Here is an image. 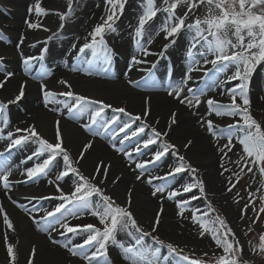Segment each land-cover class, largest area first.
Listing matches in <instances>:
<instances>
[{"label":"snow or ice","instance_id":"obj_1","mask_svg":"<svg viewBox=\"0 0 264 264\" xmlns=\"http://www.w3.org/2000/svg\"><path fill=\"white\" fill-rule=\"evenodd\" d=\"M104 2L105 14L100 17L101 22L97 23L88 33L83 44L73 43L71 45L76 53V58L88 66L85 69L73 68V71L83 70L87 75H92L91 69L98 66L99 71L107 72L118 55L116 50L109 46L105 37L108 33L117 31V21L123 15L128 0H104ZM72 4L73 0H69L65 12L52 11L62 22H67L74 12ZM139 6L141 13L137 17L133 38L136 50L141 55L130 57L128 72L130 73L133 68L139 65L150 64L151 66L144 71L148 73V80H151L153 84L156 83L152 79L156 63L150 62L146 58L152 55L163 56L169 46L176 43L181 33L190 34L191 41L187 55L193 57V49H197L199 46V49H202L199 51V56L202 58L203 65L211 64L217 72L221 73L231 70V74L226 77L227 81H238V83L228 89L230 101L227 104L212 97L202 100L201 97H205L203 89L199 90V95H196L191 88H188L187 91L193 94L192 98H189L188 95L184 94L185 84L187 80L191 79V76L187 74L175 85L169 84L170 90L167 94L188 109H198L200 104L204 103L207 106L208 116L231 118V122L226 125V135H224L225 128H220L212 119L201 117L197 121L214 139L220 136L226 140L223 144L214 145L220 157V175L229 173V176L226 177V183L229 185L226 191L231 193L236 188L240 173H254V169L259 177V188L256 191L264 190V125L253 116L249 96V85L254 74L258 68L264 67V0H161L160 6L157 5V0H140ZM201 8L205 9L202 16L198 15ZM28 12L30 15L33 12L37 16L48 15V11L41 7L39 0L34 7L29 6ZM161 12L165 14L164 22L158 29L152 30L150 21H153ZM25 22L29 29L43 28L44 31H49L41 23L33 22L31 19H27ZM64 27L65 24L61 23L60 28L63 29ZM161 33H163V39L168 43L163 45L159 53H154L148 46L152 45ZM2 39H4V35L0 32V40ZM22 41L23 37L21 38ZM47 51V48H43L40 56L25 57L23 64L28 68L33 61H43V53ZM88 51L91 52L94 59L87 58ZM209 56L212 58L209 59ZM3 60L4 57L0 56V62ZM194 63L199 64L200 62L195 61ZM193 70L194 68L190 66L187 72L190 73ZM195 70H200V68ZM13 75L14 73L7 72L0 79V89L5 88ZM58 83L68 90L54 92L48 88L46 83H40L44 107L48 108L49 105L61 103L57 97H65L66 100L62 102L63 107L72 118L88 114L89 123L83 124L82 127L92 136L110 134L112 141H116L117 137L123 133V137L118 140L121 146L118 147L117 143L113 142L111 148L129 161L130 169L136 172V181L144 182L150 186V196L156 198L158 207L151 221V232L144 231L132 210L133 190H128L123 204L119 203L114 196L107 194L106 187L111 177L112 165L102 159L98 160L90 175H85L81 171L80 164L86 158L89 150L93 149L94 142L89 140L84 143L78 156L73 158L70 150L65 146L60 120L55 121V142L49 141L41 135L35 124L25 128L17 127L14 131L8 130L4 136V130L8 128L10 123L7 109L10 105L19 104L25 99L27 88L25 81L19 85L17 92L11 99L6 102L0 101V122L3 124V128H0V138L7 139L5 151L9 153L12 149L30 142L37 145L35 150L21 162L34 161L32 166L25 167L21 173L22 176L26 177L25 182L36 180L41 176H49L56 167L58 160L62 162L55 178L48 180V183L55 187L58 195L55 197H32V199H57L60 201L53 210L47 211L46 215L40 217L39 220L34 216L32 217L33 223L38 225L39 231L45 233L50 230L55 231L56 229L53 227L55 224L63 230L60 232L61 235L80 236L83 234L82 242L71 247L64 244L63 247L71 256L81 257L87 261V264H112L108 258L110 244L123 249V259L129 264H257L254 257L264 260V231L258 234V243L253 244L248 241L245 245L229 225L226 217L221 215L209 217L208 212H203L200 215L193 212L190 218L198 226L197 235L201 239L206 235L209 236L215 246L210 259L196 257L194 253L193 255H186L182 248L172 243L165 245L163 240L153 235L161 226L165 213V201L174 202L178 210L176 215L185 219V208L190 200L184 198V194H189L191 200L202 197L206 199L208 195L207 182L201 168L196 166L185 154H181L180 146L171 142L169 138L175 130V126L179 124L177 111L170 112L164 130H160L157 127L160 124L159 119L152 123L148 122V117L152 114L150 97L144 100L142 112L135 114L127 110L126 107H115L102 99H93L79 94L72 90V85L67 80L61 79ZM127 83L133 87L138 86V82L132 79H128ZM51 110L58 111L56 108ZM106 110L122 114L129 119L118 128H113L120 118L114 116L110 120L103 119ZM137 122H139L138 126L133 128ZM146 129L150 130V135H146V138L135 144L132 151H127L124 147L125 142L145 133ZM194 143L192 139H186L183 148L191 150ZM237 144L240 146L239 156L237 160L232 161L229 153H232ZM153 145L157 148L151 153V159L137 161L134 158V153L137 156L146 155L144 150L150 149ZM169 156L174 157L175 162L168 165V170L164 175H151V171L161 167ZM226 159L237 165L240 168V173H233L227 168L225 166ZM132 165L134 167H131ZM149 165L152 167L150 168ZM185 174L188 176V181L178 182V186H173L171 182L154 183V181H168L169 178L175 180L177 176ZM11 176L12 168L9 165L8 157L5 156L4 152H0V189L4 190L5 195L13 204L27 212L23 204H18L8 195L14 183L10 179ZM66 180H72L74 185L68 192H65L59 183ZM120 182H122V175L111 177L113 185H118ZM197 192L200 194L199 196L196 195ZM254 196L255 192L249 193V197ZM260 200L261 207L258 211L255 209L254 201L245 203L240 210L241 220L245 219L249 207H252L255 212V217L247 225L245 235L255 231L253 225L259 223L260 215L264 214V195L260 197ZM233 201L238 203L235 197H233ZM208 207L211 212L216 211L211 202H209ZM28 215L31 216V213ZM85 215L95 218L96 223L73 224L69 220V217L79 220ZM0 217H2V223L9 231L14 232L16 230L2 203H0ZM206 217L208 218L205 219ZM120 233L132 237L133 242L126 246L118 240ZM136 233L139 235L137 236ZM146 237H151L155 244L160 247L149 245L145 240ZM4 240L8 264H17L18 252L15 244L9 241L7 233L4 235ZM49 240L54 245L59 244V241L50 235ZM164 247L173 257L172 259L169 256H161V248ZM37 255L38 249L34 245L29 252L27 264H36ZM203 256L209 257V253L204 252Z\"/></svg>","mask_w":264,"mask_h":264},{"label":"bare ground","instance_id":"obj_2","mask_svg":"<svg viewBox=\"0 0 264 264\" xmlns=\"http://www.w3.org/2000/svg\"><path fill=\"white\" fill-rule=\"evenodd\" d=\"M36 3L37 0H13L12 5L15 6V8L11 7L12 11L10 12L15 25H7L8 21H6V26H12V38L8 41L9 46L1 44L0 54L3 55L4 61L7 63L5 67L14 73V75L11 77L10 82L6 84L5 88L0 89V97L4 99L12 96L14 88L16 87L15 85H20L25 81L27 82V88L25 99L19 103L18 106L19 110L23 113L18 112L17 114L15 113L8 116L10 123L8 128L4 130L3 135L6 136L8 130L14 131L17 127L25 128L34 120L47 122L53 126H55L56 120H60L61 130H63L64 133L67 132L65 133L66 136L64 137V141L68 147L75 150V157L78 156L81 146L84 143L89 140L94 142L93 149L89 150L86 154V158L81 161L80 165L91 174L96 167L98 160L102 159L106 163H110L112 165L111 177L122 175V182L118 185H113L111 183V177L108 182L115 189L120 191H128L129 189H132L133 194L136 195L135 198H133L136 214L141 219L148 220L149 215H155V211L158 207L156 198L150 196V186L144 182L136 181V172H133L130 169L129 161L122 154L115 152L111 148V143L113 142H116L118 147L121 146L119 145L118 140L121 139L124 134L121 133L116 141H112L110 134L94 137L82 127L83 124L89 122L80 120L78 123H74L61 113L60 108L53 105H49L48 108H45L43 101H41L43 98L40 91V83H46L48 88L52 91L61 92L66 88L63 85H60L58 81L64 79L67 80L72 87L91 90L98 94L101 93V96L96 99H102L107 103L126 107L127 110L135 114L142 112L144 100L150 97L152 114L148 117V122L152 123L156 119H159L160 124L157 125V127L164 130L170 112H178L179 124L178 126H175V130L170 135L174 138L180 139L183 143L186 139H192L195 142L191 150L187 151L191 156L202 163L201 167L209 173L208 178L211 191L219 196V194H217L219 183L211 173L217 164V151L214 145L219 142L216 138L214 139L205 128L201 127L197 121L200 116L199 118L203 117L204 119L214 120L215 124L218 126H225L227 121H231V119L229 120L228 117H216L214 115L208 116L207 106L204 103L200 104L205 106V108L201 109L202 112L199 111L200 109L198 111H192L188 108L186 109L183 105L179 104L178 101L174 100L173 97L167 94L169 91L167 90L169 89V84L175 85L185 78L186 74L190 75L191 79L187 80L185 87L190 88V86L194 87L200 82V80H202L205 71L209 68H213L211 64L203 65L202 58L199 56V51L202 49H199V46L197 49H193V57L187 55L191 36H188V33L179 36V40L177 41L179 46L178 51H176L174 53L176 55L173 56L175 61H173V65L169 69H166L159 64V55H152L146 58L148 61L156 63V68L153 69L152 77L156 83L153 84L151 80H148V73L144 71V69L151 66L150 64L139 65L133 68L130 73L128 72L130 57L132 55H141V53L136 50L135 40L133 38L134 27L136 26L138 15L135 11L130 9L123 17V21L126 23L123 31L118 37L111 40L109 43V46L114 48L118 53L113 64L107 72L99 71V67L94 66L93 69H91L93 74L87 75L83 70H72L75 68H72V61L76 60V53L71 48V45L73 43H77L78 45L83 44L88 33L92 31L97 23L101 22L100 17L103 16V11L105 10L104 0H90L84 4L83 8L79 7L80 9H78L75 14H72L70 20L65 22L61 37L57 40H49L33 46L29 45V43L33 44L35 43L34 41L40 42L39 38H35V36H37V29H29L25 21L31 19L33 22L41 23L45 17H47L46 20H54L53 16H37L35 12L30 15L28 12L29 6L34 7ZM39 3L41 4V7L47 8L49 6L58 5V0H39ZM2 19L3 17L0 16V22L3 24ZM155 21L159 24L156 27V29H158L164 22V19L159 17L156 18ZM22 37L23 41L21 42ZM165 43H168V41L163 39V33H161V35L155 39L154 43L148 47L152 52L159 53ZM31 46L35 47L38 51L34 54L30 53L31 48L29 47ZM41 48L48 49L46 52L48 57L47 60L45 62L39 60L33 61L31 66L26 68L23 64V59L32 55L40 56L38 54L40 53ZM208 58L211 59L212 57L209 56ZM88 59H91L90 56ZM195 61H199L200 63L196 64L194 63ZM35 62L37 65L33 66V63ZM190 66H192L194 70L188 73L187 70ZM85 68L87 67L82 68L80 66L79 69ZM196 68H200V70H195ZM97 72H99V74H96ZM210 73L211 72H208L207 75H210ZM25 74H28V76H25ZM230 74L231 72L228 70L223 73L215 70L210 77L211 80H209V84L206 82V86L211 90L205 93V97H203L202 100L207 97H212L221 103H225L229 97L228 89H230L228 86L230 83L227 81L226 77ZM3 77L4 76L0 74V79ZM139 78H141V81L138 80ZM128 79L138 82V86L133 87L128 84ZM146 80H148L147 83ZM260 99L264 103V93L261 94ZM52 108H56L58 111H52ZM0 128H3L2 122H0ZM113 128H116L115 125ZM134 141L135 139L125 142L124 147L127 151H132L135 146L132 144ZM7 143L8 141L6 138H0V152H4L5 156L8 157L9 165L12 168V176L10 179L14 182L8 195L16 200L18 204H23L24 208L27 209V212L13 204L5 195L4 190L0 189V203L4 205L16 229L14 232L9 231L2 223V217H0V256H5L7 254L4 240V235L7 233L9 241L15 244L16 247L26 246L28 248L26 256H29L32 246L35 245L38 249L37 256H44L46 259L53 262L87 264L86 260H83L81 257L71 256L67 249L58 247L48 240L49 235L56 238L55 233L59 229L58 225H53L56 229L55 231L50 230L48 233H45L39 231L38 225L33 223V216L39 220L40 217L46 215L47 211H51L57 206L58 200L48 199L39 201L40 199H32V197H50L53 195L48 194L49 192L47 194L44 193L47 192L48 184L46 183L28 185L25 182L26 177L22 176L21 173L25 167H29L28 162L21 163L25 158L19 154H17L18 159H12V154L14 155L12 150L10 153L5 151ZM150 150L151 147L144 151L150 152ZM134 158L137 161L149 160L151 159V154L148 153V155L141 158L134 153ZM169 164L172 163L166 158L162 167L166 168L167 166L168 168ZM60 167L61 162L58 161L52 174H50L53 179ZM131 167H134V165ZM157 173V170L151 171V175L157 176ZM169 180L170 179H168V181ZM69 182L70 180L61 182V186L64 190L68 188ZM37 190L40 191V193H35ZM186 198L191 200L190 195ZM164 207L165 213L162 221L164 226L168 228L166 229L167 233L177 236L183 235L185 237L187 233L186 231L174 230L180 229L175 226L176 224L172 221L176 212L175 203L172 201H165ZM28 213H31V216L28 215ZM73 223L77 224L80 222L76 220ZM41 224H43V221H41ZM123 234L125 237L127 236L125 233H122V238ZM82 239L81 235L77 236L71 234L68 236L67 244L71 247L82 242ZM108 258L112 264H129L128 261L123 259V256L119 257V254L117 255L116 251L112 249L108 251Z\"/></svg>","mask_w":264,"mask_h":264},{"label":"rangeland","instance_id":"obj_3","mask_svg":"<svg viewBox=\"0 0 264 264\" xmlns=\"http://www.w3.org/2000/svg\"><path fill=\"white\" fill-rule=\"evenodd\" d=\"M89 1L90 0H73V4H72V7L74 9L73 14H75L77 12V10L80 9L79 7L83 8L84 4H86ZM160 2H161V0H157L158 6H160ZM68 3H69V0H58V5L49 6V7L45 8V10L48 11V15H46V16H50V17L53 16L54 20L49 21V20H46L47 17H45L43 19V22H41V24L44 26V28H48L49 31H44L43 28L37 29V36H35V38H39L40 42L34 41L35 43H33V44L29 43V45L36 46L39 43H44L45 41H49V40L55 41L61 37V33H62L64 28L61 29L60 24L61 23L65 24V22H62L59 19V17L54 14V12L52 10H56L59 12H65L67 10ZM12 4H13V0H0V16L3 17V19H2L3 24L0 22V32H2L4 35V39L0 40V46H1V44L5 45V46H9L8 41H10V39L12 38V26H6V21H8L7 25L14 24V20L12 18L11 12H10V11H12L11 7L15 8V6H13ZM139 5H140V0H128L127 4L125 6V10H124L123 15L117 21V25H116L117 31L115 33H108L105 37L108 44L111 42V40L118 37V35L123 31V29L126 25V23L123 21V17L125 16V14L127 13L128 10L131 9V10L135 11L137 15H139L141 13V8ZM204 13H205V9L201 8L198 15L202 16V15H204ZM104 14H105V10L103 11V15ZM178 14H179V11H178ZM159 17L165 19V14L163 12L158 13L156 18H159ZM156 18H154V20L150 22V24L152 25V30H155L156 27L159 25L155 21ZM4 23H5V26H4ZM184 34H187V33H181V35H184ZM189 35L190 34H188V36ZM49 37H52V38L48 39ZM178 40H179V37H178L177 41ZM177 41L175 44L170 45L167 52L163 56H160V58H159V64L162 67H165L166 69L171 68V66L173 65V61H175L173 56L176 55L174 53L176 51H178V47H179L177 44ZM33 46L29 47V48H31L30 53H32V54H34L36 51H38ZM42 49L43 48H41V51L38 55L42 54ZM43 55H44L43 61L45 62L48 57H47L46 53H43ZM0 56H3V55L0 54ZM89 56L91 59L93 58L91 56L90 51L87 52V57L89 58ZM72 62H73L72 68L75 67V68L79 69L80 66L82 68L88 67L86 64H82L81 61L77 58H76V60H73ZM6 64L7 63L4 60L2 62H0V74H2L3 76H5L7 72H11L5 67ZM36 65H37L36 62L33 63V66H36ZM214 71H215L214 68H209L207 71H205L203 73L204 77L202 78V80H200L199 83H197L194 87L190 86V88L196 93V95H199V90H201V89H203L205 91V93H207L211 90L208 86H206V82L209 84V80H211L210 77L213 75ZM228 71L231 72V70H228ZM208 72H211L210 75H207ZM25 76H28V74H25ZM108 78H110V77H108ZM114 80H116V79H114ZM138 80L141 81V78H139ZM229 83L230 84L228 86L231 88L235 84H237L238 81H231ZM15 86L16 87L14 88V92L12 93V96H10L8 98H4V99L0 97V101L6 102L7 100L11 99L19 88V85H15ZM187 89H188V87H185V93L184 94L188 95L189 98H192L193 94L189 93L187 91ZM67 90L68 89H63V91H67ZM72 90H74L75 92H77L79 94L91 97L93 99L99 98L101 96L100 95L101 93L98 94L97 92H93L91 90H86V89H81V88H76V87H72ZM167 90H170V89H167ZM263 93H264V67H260V68H258L257 72L254 74V76L251 80V83L249 85V96L251 99L252 114L257 119V121L260 122L262 125H264V103L260 99V96ZM202 98L203 97H201V99ZM57 100L61 101V103H56V104H52V105L57 107V108H60L61 113L63 115H65L71 122L78 123L80 120H85V122H89V118H88L87 113L81 117H78V118H72L69 115L67 110L63 107V103H62L64 100H66L65 97H57ZM41 101H43V99ZM229 101H230V95L224 104H227ZM18 106H19V104L10 105L7 109V115L10 116V115H13L15 113L17 114L18 112L23 113L19 110ZM113 106L122 107V106H118V105H113ZM184 108H186V107L184 106ZM202 108H205V106L200 105L198 109L193 108L191 110L192 111L193 110L198 111L200 109L199 111L202 112L201 111ZM114 116H119V118H120L117 125H115L116 128H118L123 122H126L129 119L128 117L123 116L122 114L113 113L111 110L105 111V113L103 114V119L110 120ZM199 117H198V120L200 119ZM228 119L230 120L231 118H228ZM229 122H231V121H227V124ZM31 124L36 125L37 130L41 133V135H43L49 141L55 142V126L51 125L50 123L41 122L38 120H34L33 122L30 123V125ZM138 124H139V122L134 124L133 128L138 126ZM226 125L225 126L224 125L219 126L220 128H225L224 135L227 134ZM160 130H163V129H160ZM65 133H67V132H65ZM65 133L62 130L63 138L66 136ZM146 135H150V130L146 129L145 133L141 134L138 137L132 138V139H135V141L132 144L133 145L137 144L141 139L146 138ZM169 138H170L171 142L180 146L181 154H185L187 157H189L192 160V162L196 166L201 168V172L203 173V175L206 179V182H207L208 195H207L206 199L202 197V198L197 199V200H190V203L185 208V217H186L185 219H181L180 217H178L176 215V213L178 211L176 208V212H175V215H174V218L172 221H173V223L176 224L175 226H177L180 229H174V230H180L183 232L186 231L187 233H186L185 237L183 235L177 236V235L167 233L166 229H168V228H166L164 226L163 221H162L159 229L156 232H154L153 235L158 236L161 240H163L165 242V245L168 243H172L174 245H177L179 248H182L184 250V254H186V255H193V253H194L196 257H200L202 259H210L212 257V253L215 249V246H214V244L211 241L209 236L206 235L203 239H201L197 235L198 226L195 225L194 222L190 218V216L193 212H195L197 215H200L203 212H208L209 217H214L216 215H221V216L226 217L229 225L234 229V231L240 237L241 241L245 243V245H247L248 241H251L253 244L258 243V234L261 231H264V214L260 215L259 223L253 225L255 231L248 233L247 235H245V232H247V225L250 224L251 219L255 217V212L253 211V208L249 207L247 210V215H246L245 219L244 220L240 219V214H241L240 210H241V208L244 207L245 203H251L254 201V206H255V209L257 211L261 207L260 197L262 195H264V190L256 191L259 188V177H258V173H255V169H254V173H247V174L240 173V168L237 165H235L234 163H231L226 159L225 160V166L227 168H229L233 173H240L239 183L237 184L236 188H234L233 191L231 193H229L226 191V188L229 186L226 183V177L229 176V173H225L223 176L220 175V169H219L220 157H219V154L217 153V164L211 173L213 174V176L217 179V181L219 183V188H218V193H217V194H219V196H218L211 191V188L209 185V178H208L209 173H207V171L201 167L202 163L198 159H195L193 156H191L188 153V151L183 148V141H181L180 139L174 138L171 135ZM216 139L219 142V144H223L226 142V140L220 136H218ZM28 146H29V148H28ZM65 146L70 150L73 158H76L75 157V154H76L75 150H72L70 147H68L66 143H65ZM36 147H37L36 144L30 142L26 145H21L17 148H14V149H12V153H14V155L12 154V159L13 158L18 159L17 154L26 158L28 155L31 154V152ZM156 148H157V146H155V145L151 146L150 152L149 151L146 152L147 153L146 155H148V153L151 154L153 151L156 150ZM239 149H240V146H239V144H237L236 147L233 149L232 153H229V156L231 157L232 161H235L238 159ZM17 151H18V153H17ZM146 155H143V156H146ZM143 156H138V157L142 158ZM167 158L171 163L175 162L174 157L169 156ZM138 160H139V158H138ZM59 162H61V161H59ZM33 163H34V161H28V166L29 167L32 166ZM61 164H62V162H61ZM149 166L151 168V165H149ZM80 168H81V171L85 175H90V173L88 171H86L81 165H80ZM162 169H164V170H162ZM156 170L158 171L157 176H163L164 173L168 170V168H167V166H166V168H163L161 166V167H157V168L153 169L152 171H156ZM245 172H246V170H245ZM50 179H53L51 177V175H49L47 177L41 176L36 180L27 181L26 183L28 185L46 183V184H48L47 185V192H44V193L47 194L49 192L48 194L53 195L50 197H55L58 195V193L56 192L55 187L48 183V180H50ZM169 179H170L169 181H154V182L156 184H160V183H164V182H171L173 184V186H175V185H178V182L181 183V182L188 181V176L185 174L182 176H177L175 180H172L171 178H169ZM233 179L235 180L234 176H233ZM61 182L62 181H60L59 183H61ZM73 186L74 185L72 183V180H70V182L68 183V188L64 191L65 192L70 191ZM106 192H107V194L114 196L119 203L123 204L125 199H126V195H127L128 191L117 190L109 182H107ZM250 192H255V196L249 197ZM35 193H40V191L37 190ZM237 193H239V195H237ZM196 195L199 196L200 194L197 192ZM135 196L136 195L133 194V198H135ZM188 196H189V194H184V198H186ZM233 197H235V199H236V201H238V203H235L233 201ZM45 200H48V199H45ZM39 201H42V200L40 199ZM209 202H211L212 207L215 208V210H216L215 212L210 211V209L208 207ZM59 203H60V201L58 200L57 205ZM132 210L135 213L137 220H138L140 226L142 227V229L146 232H151V230H152L151 229V221H152L154 215H149L148 220H144L143 218L141 219L136 214L134 203H132ZM197 210H199V211H197ZM207 218L208 217H206L205 219H207ZM69 220L71 223H73L77 219L69 217ZM77 221H79L81 224H83V223H96L95 218L88 216V215L82 216L81 219H79ZM61 231H63V230L58 229L55 233L56 238L52 237L53 239L59 241V244L56 245L58 247H63L64 244H67L68 236L71 235V234L61 235L60 234ZM121 235H122V233H120L118 235V240L123 242L126 246L129 243L133 242L132 237H128V236L125 237V235L123 234V238H122ZM136 235L138 236L139 234L136 233ZM81 237L84 238L83 234H81ZM145 240L152 247H160L159 245L155 244V242L151 239V237H146ZM16 248H17V252H18L17 264H27L26 260H27L28 256H26V254H27L28 248L26 246L16 247ZM111 249L115 250L116 254L117 255L119 254V257L124 256L123 249L110 244L108 251ZM204 252H208L209 257H204L203 256ZM161 256L162 257L163 256H169L170 259L173 258L171 256V254L168 252L166 247L161 248ZM254 259H256L257 264H264V260H260L259 257H254ZM0 264H8L7 254L5 256H0ZM36 264H67V263H65V262H62V263L61 262H53L49 259H46L44 256H37L36 257ZM68 264H75V263H68Z\"/></svg>","mask_w":264,"mask_h":264}]
</instances>
